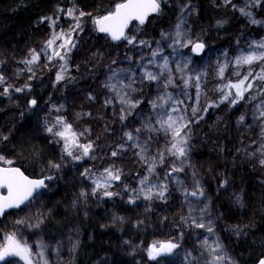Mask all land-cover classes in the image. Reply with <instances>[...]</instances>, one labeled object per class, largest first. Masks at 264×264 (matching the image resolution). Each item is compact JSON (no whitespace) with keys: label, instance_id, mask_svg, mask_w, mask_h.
Instances as JSON below:
<instances>
[{"label":"rangeland","instance_id":"rangeland-1","mask_svg":"<svg viewBox=\"0 0 264 264\" xmlns=\"http://www.w3.org/2000/svg\"><path fill=\"white\" fill-rule=\"evenodd\" d=\"M158 2L160 3V0ZM259 2L260 0L258 2L257 0H239V2L238 0H231V3H235L238 11V21L243 24L249 21L250 26H253L254 23L251 22L254 19L253 12L257 10ZM222 3H224V0H217V4ZM171 5L174 15L171 17L170 24L165 29L159 30L158 37L154 39L149 37V33L147 34L146 31L139 29L136 25H133L131 30H129L127 35L135 36L137 41L147 42L148 46L139 43L130 45L125 40L121 44V49L115 50L111 57H107L106 54V42H109L107 38L105 40L102 37L96 38L90 31H77V25L73 23L77 21H73L70 18L68 15L69 9H59L56 20L47 25L53 29V34L48 35L45 40H43L42 36L38 37L37 47H31L22 55L0 57V75L5 78V84L0 85V92H3L4 87L13 83L16 84L15 87L24 89L21 93L20 91H13L0 95V99L11 100L24 97L25 93L31 91V86L34 83L41 82L42 79L49 80V88L56 96L50 94L45 107L43 105L41 109H39L40 105H38L39 107L36 105L35 113L39 115L38 124L43 132L49 136L51 141L59 145L60 154L57 164L60 165V168L67 167L74 169L73 173L76 172L75 174L80 176L79 180L83 184V188L77 194L79 202H82L89 195L99 202V207L107 205L111 206L110 208L113 210L115 208L112 205L116 204V202L119 205L132 206L133 209L137 208L138 211H146L150 205L154 204L158 209L162 207L156 217L158 220H161L164 228L163 232L168 235V240L155 242L149 249L153 245H156L158 248L160 244L170 241L177 244V247L172 249L170 254L165 255V257H168L165 261L166 264H213V257L217 253H213L212 249L215 248L217 243L220 244V240L217 238L204 244V241L195 237L196 240L193 241L195 253L190 249L182 248L180 245L183 237L179 233L180 231L178 232L174 228L173 223H169L166 217H164L166 213L164 205L171 196L178 197V201L175 200L178 218L183 222L185 226H183L184 230H187L186 228L191 229L190 227L193 226L194 205L204 197V192L197 181V176L193 169L192 163H194V159L192 151L197 148L198 137L204 125L205 109L209 108V105L225 103V100L221 102L223 98L220 101H216L218 96L216 90L219 92L221 89L220 84L221 86L224 84L225 73L227 71H231L234 75L240 71H244L246 74L252 73L254 65L261 62L260 68L255 75V80L264 83V80L257 79V74H264V60H254L251 65L245 64V67L244 65L238 67L235 63L236 59L241 55L254 53L259 57L261 54H264V48L257 46L261 42H264V33L262 31L257 33V28L247 34L242 32L241 28L233 32L221 33L219 39L220 41H225L224 44L205 47L203 53L199 57L194 56L197 57L194 58L190 54L192 44L195 42L205 44L207 39L204 30L196 24L193 18L195 16V5L182 0L172 1ZM241 8L250 12L251 17L243 15L239 11ZM262 11H264V8ZM88 14L90 15L91 13L87 12ZM87 15L85 13L81 18ZM181 19L184 21L181 24L182 35L179 38V43H176V26L180 23ZM95 28L97 32L96 23ZM49 41H53V43L49 45ZM237 50L238 52H236ZM154 51L158 53L155 57L152 55ZM232 52L234 53L232 54ZM33 53L38 58L31 64L24 63L23 61L32 58ZM165 58L168 60L171 76L176 85V87L169 86L167 93H171L174 99L184 101L182 105H176L181 111L179 113L171 112V115L174 118L183 115L185 120L189 121L188 128H185L181 133L182 136L185 133L188 135V142L185 145L187 155L180 159H177L169 151L173 142L171 132L163 131L160 124L156 123L158 119L157 114H160L163 119H167L164 113H169L170 108L166 106L164 109L157 108L154 111L151 107V101L155 100L158 94L165 93L162 87H158V84L164 80V77H161L160 81H149L147 83L145 86L146 99L139 95V84L133 85L137 89L135 92L128 89V91L125 90L128 92V96L125 97L126 99L131 98L133 101H141L136 108H129L121 104L115 93L105 87V84L109 83V77L113 75V72L119 75L111 83H116L118 88L120 87L119 81L122 80L124 84H127L133 73L134 79L136 77V79L144 77L146 71L158 74V69L161 71ZM186 62H188L187 68H184L183 72L178 71V66L183 67ZM150 63L154 66H150ZM224 65L226 67L224 68L223 76H221L220 68ZM121 70L128 71L122 72ZM193 72L200 74L199 103L196 102L195 80L190 79L189 86L187 88L184 86V80L189 79V76ZM57 75H62L63 79L58 81ZM230 92L233 93L234 91L230 90ZM184 93H187V95H184ZM108 100H111V103H106ZM262 101L250 106V114L248 117H245L242 124L238 122L239 119L237 120L235 134L236 136L238 135V151L240 156L243 158L248 157V162L264 174V166H261L259 163L262 157L257 151L260 145L264 144V140H262L264 136H262L261 123H259L261 121L256 120L254 122L253 119L254 113H256L255 106ZM30 102L32 100H29ZM33 108H35V105H33ZM193 108L197 109L195 114L192 112ZM122 109H124L123 112ZM121 115L125 117L123 120L120 118ZM3 117L0 119V148L6 141L2 137L7 136L8 140L16 122L20 119L15 113L6 114ZM60 120H63L64 124H59L58 121ZM148 122H151L152 126L158 131H143L145 124ZM65 124L71 126V131L67 133V145L68 150L73 153L72 156H69L65 151L66 141L47 131L49 127H53L54 131L63 130ZM137 128L142 129V131L136 133ZM254 129L257 130L259 138L253 134ZM127 132L133 133V141L127 140L125 136ZM73 133H75V144L72 143ZM137 136L139 137L138 140L135 139ZM149 137L152 138L149 139ZM145 141L148 142L147 149L141 154L140 148L134 145H144ZM87 144H91L92 148L89 154L85 156L83 148L78 145ZM121 145L124 147L121 148ZM113 151L118 153L117 156H112ZM161 153H163L162 160L160 158ZM250 153L256 154L250 155ZM142 155L144 156L143 159L141 158ZM0 156L5 158L1 152ZM74 156H79L80 159H74ZM12 164L9 165L4 161H0V165L3 166H11ZM153 164L155 165L154 171L150 173L148 168ZM173 165L177 167L182 166L183 170L172 172ZM48 169L46 168V171ZM106 169H112L114 172L119 170L120 179L108 180ZM85 170H90L87 176L84 175ZM169 172H172L171 176L168 175ZM145 177H147V182L141 184V180ZM41 178L45 181L47 180L46 176H42ZM106 180L111 185L110 187L96 189L93 181H99L101 184H104ZM165 183L167 188L164 197L161 198L156 193L160 190V185ZM153 185L155 187L152 188L151 199H145V195L148 194V188ZM197 185H199V188ZM224 185L225 183L223 182L221 186L224 187ZM93 189H96L95 194H92ZM105 191L112 192L114 195L110 197L105 196L103 195ZM82 192L87 193V195L82 196ZM193 192H196L197 195H191ZM201 192L203 193L202 195L200 194ZM30 208H32L31 205H28L21 211L9 214L8 217L11 219L13 225L10 227L9 234L0 228V250L7 244V237L11 235L22 246H27L30 249L32 264H45V260L47 264L74 263L76 251L81 243L78 230L73 229L65 239H61V242L49 245L43 241L40 235L41 221L35 218L36 214L32 213ZM188 210L190 211L187 212ZM116 216L115 212L113 214L114 220H116ZM119 220L124 221L123 224L128 231L125 241L129 246L128 249L133 261L135 264H138L136 254L141 250V241H131L128 239L129 235L137 231H143L146 226L144 225L143 227V220L136 216L130 219L129 222L117 217L116 221ZM18 221L22 222L18 223ZM36 225L39 226L37 227ZM20 231L31 237V241L26 243L20 241L16 237ZM228 231L230 230L226 229V232ZM41 242L46 246L43 249V259L38 255L41 251L38 244ZM61 243L65 245H61ZM60 253H63V255L58 259L57 255ZM220 253L225 256V259L223 261H216L215 264H229V259L233 264H236L235 259L224 251L222 247ZM0 264H25V261L18 256L5 255L3 259H0Z\"/></svg>","mask_w":264,"mask_h":264},{"label":"trees","instance_id":"trees-1","mask_svg":"<svg viewBox=\"0 0 264 264\" xmlns=\"http://www.w3.org/2000/svg\"><path fill=\"white\" fill-rule=\"evenodd\" d=\"M123 1L0 0V57L22 55L31 47H37L38 37L42 36L45 40L48 35L53 34V29L47 25L56 20L59 9H74L70 18L77 21H71L79 25L77 31H90L96 38L102 37L105 40V36L96 32L95 20L111 12L114 6ZM172 1L181 0H160L162 9L158 15L151 16L144 25L135 23L133 25L149 33V37L153 39L158 37L159 30L165 29L174 15ZM182 1L195 5L193 18L207 36L205 47L224 44L225 41L219 39L221 33L233 32L238 28L246 34L253 32L255 28L257 33L260 31L264 33V11H262L264 0H260L257 10L253 12V18L259 21L253 26H250L249 21L244 22L246 24L238 21V11L236 7L233 8L235 3L225 5V3L217 4V0ZM80 12L91 14L81 18ZM106 44L107 57H111L115 50H120L122 47L110 42ZM260 65L261 62L252 68V75L247 83H251L253 87L245 93L243 100L235 106H231L229 101L225 100V103L205 109L204 125L198 137L197 148L192 151L193 169L204 192L203 199L194 205L193 220L211 226L213 231L208 232L206 228L194 226L184 230V224L179 220L175 208V200L178 201V197L171 196L164 205L166 210L164 217L169 223H173L174 228L180 231L183 237L180 245L182 248L190 249L195 253L193 241L196 238L201 241L207 239L208 243L218 238L221 247L235 259L236 264H256L264 257V174L248 162V157L246 159L240 156L238 135L235 134L239 117L241 115L248 117L250 106L264 100V95H260L264 90V83L255 80ZM158 71L160 72V69ZM227 72L224 84L221 86L223 92L219 90L216 101H220L230 90L234 91V95L235 90L228 88L227 85L237 83L246 75L244 71L238 72L239 75H234L231 71ZM136 78L135 85H140L139 95L146 99L145 86L149 80L143 76ZM142 78H144L143 83L140 82ZM11 86L10 93L19 88L15 87V83ZM49 87L50 81L42 79L41 82L34 83L31 91L25 93L24 97L0 99V119L9 113H15L20 118L10 138L1 146V154L10 159L13 166L19 167L30 177H51L45 181V189L25 205H31L30 209L36 214L35 218L41 221L40 235L43 241L54 245L65 239L74 229L78 230L81 243L72 264H135L125 241L128 231L123 224L124 221L116 220L119 217L129 222L136 216L143 220V227L146 226L144 232L137 231L129 235L128 239L141 241V250L136 254L138 264H166L168 257L160 256L151 260L148 255L149 247L153 243L168 240V235L163 232L161 220L156 217L162 207L158 209L154 204L146 211H138L137 208L133 209L132 206L119 205L116 202L112 205L115 208L113 210L107 205L99 207V202L89 195L79 202L77 194L83 188L79 180L80 176L75 174L76 172L73 173L75 170L72 168L59 167L58 170L50 166V162L57 164L60 148L43 132L38 124L39 115L35 113L38 104L45 107L50 94L56 96ZM251 97L255 99H250ZM29 100L36 101L35 108ZM253 134L259 138L257 130ZM46 168L49 169L46 171ZM223 182L224 187L221 186ZM13 212L16 211H11L0 219V228L7 234L10 233V227L13 225L8 216ZM115 212L116 220L113 219ZM226 229L230 231L226 232ZM16 237L23 243L31 241V237L22 231L18 232ZM61 245L65 244L61 243ZM62 255L63 253L58 254L57 258L60 259Z\"/></svg>","mask_w":264,"mask_h":264},{"label":"snow or ice","instance_id":"snow-or-ice-1","mask_svg":"<svg viewBox=\"0 0 264 264\" xmlns=\"http://www.w3.org/2000/svg\"><path fill=\"white\" fill-rule=\"evenodd\" d=\"M258 2V0H257ZM225 5L231 3V0H224ZM254 6V5H253ZM236 6L233 5V8ZM160 10V4L158 0H126V2L121 3L116 6L115 10L112 12H109L107 15L102 16L101 18L95 20V23L97 25V30L101 33H105L108 36L111 37L112 40L119 41L121 39L126 40L128 44H142L145 46L147 45V42L145 41H137L135 36H129L126 35L125 29L128 28L129 23L133 20H136L139 22V24L143 25L145 23L146 17L149 15V13L157 12ZM241 13L245 16L251 17V13L248 11H245L244 8L239 9ZM74 12V9L68 10V15L72 16ZM80 16L85 15V13L80 12ZM183 19H181L180 23L176 26V43H179V38L181 37V24H183ZM252 23H259V21L251 20ZM79 25H77L78 27ZM58 38V37H54ZM190 42V41H189ZM49 45L53 43V41L48 42ZM186 46V45H185ZM260 48H264V42H261L259 45H257ZM204 47L203 43H194L192 46L193 52H199ZM153 57L158 55L156 51L152 53ZM37 55L35 53L32 54V58L27 61H23L26 64H31L33 61L37 59ZM63 58V57H62ZM264 60V54L257 57L254 53L249 55H241L238 57L235 61L237 66L240 65H251L254 60ZM190 62V61H189ZM187 63L184 64L183 67L178 66V71L183 72L184 68H187ZM141 66V65H138ZM226 65L221 66L220 68V74L223 75L224 68ZM122 72L128 71V70H121ZM167 73V75H165ZM119 74L116 72H113V75L109 77V83L105 84V87L109 89V91H112L115 93V96L119 99L120 103L123 105H126L129 108H136L141 103L140 100L133 101L131 98L126 99L125 97L128 96V92L125 91V89H128L132 92L137 91L136 88L133 87V85L136 83V80L134 79V73L129 78V82L127 84H124L122 80L119 81L120 87H117L116 83H111L113 79H116ZM239 75V73H237ZM252 75L251 72L246 74L243 79H240L235 84H229L227 85L228 88L234 89L235 94L233 95L232 92L225 93L223 96V99L221 102H224V100H228L229 104L231 106H235L238 104L241 100L244 99L245 93L250 90L253 85L251 83H247L249 77ZM161 77H164V80L161 81V83L158 84V87H162L165 90L164 94H158L157 98L155 100L151 101V107L155 111L157 108L164 109L166 106L170 108L169 113H164V115L167 116V119H163L160 114L158 115V119L156 120V123L160 124L161 129L165 132H171L172 135V145L171 149H169L170 153L175 156L177 159H180L181 157H186V147L188 142V135L185 133L183 136L181 133L185 128H188L189 121L185 120V117L183 115H179L177 117H173L171 115V112L179 113L181 109L179 107H176V105H182L184 103L181 99H174L173 95L171 93H167V89L169 86L176 87L174 80L171 76V70L168 66V60L167 58L164 59V63L161 66V71L158 74H153L151 71H146L144 73V78H146L149 81H160ZM257 78L260 80H264V74H257ZM62 75H57V80H62ZM195 80L194 87L196 88L197 93V99L196 102L199 103V95H200V74H197L195 72L192 73L191 76H189V79L184 80V86L187 88L189 86V80ZM143 83V79L140 81ZM5 84V78L4 76L0 75V85ZM11 85H7L4 87L3 92H0V95L8 94L9 89L11 88ZM15 91H22V89H15ZM223 92V89L220 90ZM184 95H187V93H184ZM260 95H264V90L261 91ZM229 97H232L229 99ZM250 99H255V97H251ZM159 101V103H158ZM33 105H35L36 101L33 100L31 102ZM106 103H111V100H108ZM264 101H262L260 104H257L256 107V113H254L253 119L254 122L256 120L261 121L260 127L262 130V136H264ZM212 106H218V105H209V107ZM124 109H122V112ZM197 111L196 108L192 109L193 114H195ZM121 120H123L125 117L121 115ZM245 120V116L241 115L239 117V123H243ZM59 124H64L63 120L58 121ZM47 131L49 133H52L54 136L60 137L61 139L66 141L65 144V151L68 153L69 156H72L73 153L68 150V136L67 133L71 131L70 125H64L63 130H56L54 131L53 127L47 128ZM142 129L137 128L136 133H140ZM143 131L146 132H156L158 131L156 128H154L151 124V122H148L145 124ZM73 139L72 143L75 144V133L72 134ZM125 136L127 137L128 141L134 140V135L132 132L125 133ZM4 140H7V136L2 137ZM152 137H149L151 139ZM179 138V139H178ZM136 140L139 139V137H135ZM147 141H145L144 145L135 144L134 146L140 148V153H144L147 149ZM79 147L83 148V153L85 156L89 154V151L92 148L91 144L87 145H78ZM121 148L124 146L121 145ZM257 151L260 153V156L262 157L259 160V163L261 166H264V144H261L259 149ZM117 152L113 151L112 156H117ZM256 153H250V155H255ZM74 159L79 160V156H74ZM141 158L143 159L144 156L142 155ZM161 160L163 159V153L160 154ZM155 159V158H153ZM0 161H4L7 164H11L12 161L6 160L3 156H0ZM50 166L54 168H59V164H54L50 162ZM155 165H151L148 168V171L151 173L154 171ZM183 167H177L173 165L172 172H179L182 171ZM90 170H85L84 175L87 176L88 172ZM107 173V179L108 180H119L120 179V172L119 170H116L115 172L112 169H106ZM172 172H169L168 175L171 176ZM46 179H51V177H46ZM147 182V177H145L143 180H141V184H145ZM93 183L96 185V189H99L101 187H110L107 183V180L104 182V184H101L99 181H93ZM44 186V180H30L27 176H25L19 168H12V167H0V188H7L8 195L0 197V215H3L4 211L9 208H19L22 204L25 203L33 194V191L37 188ZM155 187L153 185L152 187L148 188V194L145 195V199H151L152 194V188ZM199 188V185H197ZM167 188L166 183L160 185V190L156 193L159 197L163 198L165 190ZM96 189H93V193L95 194ZM203 194L202 192L200 193ZM81 195H87V193L82 192ZM105 196H112L114 193L105 191L103 193ZM191 195L196 196L197 193L193 192ZM22 221H18V223H21ZM192 224L196 228H206L208 232H212L213 229L211 226H206L203 222H197L196 220L192 221ZM37 227L39 225H36ZM207 239L204 240V244H207ZM38 247L41 249V251L38 253V255L41 256L43 259L44 253L43 249L46 247L42 242L38 244ZM177 244L172 242H166L159 245V248L156 247V245H153L151 249L148 251V255L151 259H155L157 255L160 254V252L164 251H171L172 249L176 248ZM221 245L219 243L216 244L215 248L212 249L213 253H217L213 257V264H215L216 261H223L225 259V256L220 253ZM5 255H13L18 256L20 259L25 261V264H32L31 260V251L27 246H22L20 243H18L14 236H8L7 237V244L3 247L2 250H0V259H3ZM45 264H47V261L45 260ZM229 264H233V262L229 259ZM260 264H264V260L260 261Z\"/></svg>","mask_w":264,"mask_h":264},{"label":"water","instance_id":"water-1","mask_svg":"<svg viewBox=\"0 0 264 264\" xmlns=\"http://www.w3.org/2000/svg\"><path fill=\"white\" fill-rule=\"evenodd\" d=\"M124 2H126V0H124V1L121 2V3H124ZM121 3H118L117 5H119V4H121ZM159 4H160V3H159ZM117 5H116V6H117ZM116 6H114V8H113L112 11L115 10ZM161 9H162V6H161V4H160V10L157 11V12L149 13V15H148V16L146 17V19H145V23H147V21L149 20V18H150L151 16H156V15H158V14L161 12ZM112 11H111V12H112ZM105 15H107V14H105ZM134 23L137 24V25H140V26H141V24H139L138 21H136V20L131 21V22L129 23L128 28L125 29V33H126V35L128 34L129 29L131 28V26H132ZM145 23H144V24H145ZM144 24H143V25H144ZM97 33H98L99 35L105 36V37L108 39V41H109L111 44L115 45V46H119V45L123 44V42L125 41V40H123V39H121V40H119V41L112 40L110 36H108V35L105 34V33H101V32H99L98 30H97ZM195 43H197V42H195ZM199 43H202V42H199ZM193 44H194V43H193ZM193 44H192V46H193ZM203 45H204L203 49L200 50L198 53H197V52H193V51H192V46H191V48H190V52H191V54H192L193 56H197V57H199V56L203 53V51L205 50V44L203 43ZM0 167H5V168H8V167L19 168V167H17V166H2V165H0ZM19 169H20V168H19ZM20 171H21L25 176H27L28 179H30V180H44V179L41 178V177H38V178L30 177V176L26 175V174L22 171V169H20ZM44 189H45V180H44V186L35 189V190L33 191L32 196H31L27 201H25L24 204H22L19 208H9V209H6V210L4 211V213H3V215H0V219H1L2 217H4V215L10 213L11 211H17V210L23 208V207H24V206H25L30 200H32L36 195H38V194H39L40 192H42ZM7 195H8L7 188H0V197H2V196H7ZM158 248H159V247H158ZM170 252H171V251L160 252V254L157 255V256H158V257H160V256H165V255L170 254ZM261 260H264V257L261 258L256 264H260V261H261Z\"/></svg>","mask_w":264,"mask_h":264},{"label":"bare ground","instance_id":"bare-ground-1","mask_svg":"<svg viewBox=\"0 0 264 264\" xmlns=\"http://www.w3.org/2000/svg\"><path fill=\"white\" fill-rule=\"evenodd\" d=\"M230 50V49H229ZM233 50V49H232ZM236 50V49H235ZM234 51V50H233ZM240 51V50H239ZM236 52H238V50L236 51ZM227 53V52H226ZM230 53V52H229ZM234 52H232V54H233ZM228 54V53H227ZM235 54H237V53H235ZM240 54V53H239ZM229 55V54H228ZM262 55V54H261ZM263 65H264V63H263ZM237 67V66H236ZM236 67H235V69H236ZM239 67V66H238ZM244 67H245V65H244ZM242 69V68H241ZM227 71V70H226ZM227 73V72H226ZM225 73V74H226ZM260 73H261V71H260ZM223 76V75H222ZM219 77V76H218ZM215 79V78H214ZM258 79V78H257ZM218 80V79H217ZM220 80V79H219ZM254 82H256V81H254ZM218 83V82H217ZM219 83H221L220 81H219ZM257 83V82H256ZM210 86V85H209ZM220 87H221V84H220ZM216 88V87H215ZM214 88V89H215ZM218 89V88H217ZM217 91V93H218V90H216ZM22 95V94H21ZM21 95H20V97H21ZM221 98V97H220ZM222 98H223V96H222ZM221 98V99H222ZM213 103V102H212ZM38 105H40V108L39 109H41V104H38ZM43 105V104H42ZM39 107V106H38ZM27 109H28V107H27ZM29 110V109H28ZM31 110V109H30ZM34 110V109H33ZM36 110V109H35ZM35 112V111H34ZM45 112V111H44ZM43 112V114H45ZM33 113V112H32ZM37 114V113H36ZM36 114H33V115H36ZM39 114V113H38ZM42 114V113H41ZM29 115H30V113H29ZM41 116V115H40ZM44 116V115H43ZM1 117H2V115H1ZM3 118H5V117H3ZM44 118V117H43ZM39 121V120H38ZM126 128V127H125Z\"/></svg>","mask_w":264,"mask_h":264}]
</instances>
